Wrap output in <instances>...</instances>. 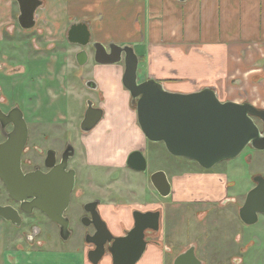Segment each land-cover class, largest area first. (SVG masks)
I'll list each match as a JSON object with an SVG mask.
<instances>
[{
  "label": "rangeland",
  "instance_id": "1",
  "mask_svg": "<svg viewBox=\"0 0 264 264\" xmlns=\"http://www.w3.org/2000/svg\"><path fill=\"white\" fill-rule=\"evenodd\" d=\"M13 9L14 12L9 13L16 19V4ZM47 40L37 29L25 33L17 26L15 31L4 33V40L0 43V64L6 67L7 71L3 72L10 73L13 59L23 64L27 59L42 58L44 51V82L38 80L37 85H29L26 96L32 100L27 111L30 120L38 123L35 118L41 116L44 103V134L52 141L57 137L66 141L72 135L62 133L79 131L87 100L96 102V105L102 101L100 92L91 93L85 86L86 81L92 79V70L97 63L92 49L87 47L90 65L79 68L75 53L82 48L69 44L67 34L59 42ZM60 63L65 69L60 74L56 73V79L63 80L65 87H59L47 73ZM32 66L34 69L42 68V64L38 65L36 61ZM114 68L122 69L124 63ZM144 69L139 63L140 79L144 77ZM258 74L254 71L250 78L232 79L226 89L220 91L219 99L222 102L251 103L264 109V72ZM41 85H44V90ZM256 122L262 128L261 121ZM34 124L33 135H38L42 125ZM158 146L160 170L167 174L168 179L180 177V184L174 185L173 201L162 199L160 241L165 264H173L178 255L192 246L196 248V256L202 264H264V215H260L258 223L253 226H246L239 217V209L244 205L248 192L255 187L253 178L257 175L264 177V151L246 149L238 158L220 163L206 173L197 164L170 155L163 143ZM7 201L8 193L0 181V203ZM25 222L22 229L17 230L0 219V250L37 253L33 258L37 264H79L78 258L85 250L82 236L78 234L62 241L56 227L37 213ZM32 224L40 226L43 232L31 242L25 235L30 233ZM0 260L4 264L5 256Z\"/></svg>",
  "mask_w": 264,
  "mask_h": 264
},
{
  "label": "crops",
  "instance_id": "2",
  "mask_svg": "<svg viewBox=\"0 0 264 264\" xmlns=\"http://www.w3.org/2000/svg\"><path fill=\"white\" fill-rule=\"evenodd\" d=\"M39 1L42 6L37 11L34 30L48 42H59L73 23H87L93 41L133 47L145 68L141 80L154 78L170 92L193 93L212 88L220 96V91L226 89L232 79L250 78L254 71L258 75L264 72V0ZM9 9L4 0H0V32L3 23L8 21L4 15H8ZM80 51L76 50V62ZM90 60L89 57L87 64L79 68H88ZM94 65L92 79L86 83H96L102 97L99 105L105 112V121L96 129L97 134H106L112 146L123 152L145 148L142 132L129 126L136 113L130 106V94L122 85L125 69L114 68L117 65ZM53 68L47 72L48 76L59 87H65L63 80L56 79V73L63 72L64 65L60 63ZM178 178H169L172 194L168 198L161 197V208L162 199H172L174 185L180 184ZM144 203L138 201L141 206ZM106 216L118 236L122 234L119 223H131L125 211L122 215L112 212ZM161 237L160 234V240ZM162 245L161 241L159 245L151 244L137 264H165ZM36 254L0 250V257L5 256L4 264H37L33 259ZM78 263L91 264L86 252L82 251ZM99 264H112L111 257Z\"/></svg>",
  "mask_w": 264,
  "mask_h": 264
},
{
  "label": "water",
  "instance_id": "3",
  "mask_svg": "<svg viewBox=\"0 0 264 264\" xmlns=\"http://www.w3.org/2000/svg\"><path fill=\"white\" fill-rule=\"evenodd\" d=\"M21 5V17L28 25L35 26L36 11L41 6L39 0H18ZM186 1V0H183ZM31 8H25L24 3ZM68 43L82 48L77 54V62L83 67L89 61L86 50L94 51V61L103 66H114L124 62L125 70L122 85L132 97L136 107L139 128L147 140L163 143L169 154L198 163L210 170L218 164L238 158L249 147L264 151V109L251 103L235 101L222 102L212 88H204L193 93H175L165 89L154 78L139 82V57L133 47L110 43L108 46L93 41L89 25L84 22L73 23L67 33ZM88 87L96 89L94 81ZM88 110L82 123L85 132L94 129L100 122L103 110L94 109L88 103ZM21 113V112H20ZM16 123L17 129L8 142L0 145V179L10 197L20 202L21 209L31 213L33 209L46 214L50 220L60 226L63 241L70 238L68 219L64 217L74 189V174L66 172L65 167H55L48 174L37 171L24 174L21 168L23 148L27 140V128L22 113ZM5 116L0 113V119ZM259 119L262 128L256 122ZM142 161L141 153H136ZM138 171L143 168L134 167ZM256 184L239 209V217L246 226L256 225L259 216L264 215V177L253 178ZM154 187L163 198L172 194V186L164 171L152 177ZM32 199V202H28ZM26 207L29 209L27 210ZM161 213H137L135 228L124 237H114L105 222L96 216L99 233L87 238V243L95 246L87 258L91 264H99L105 255H109L112 264H137L146 248L148 229L158 230ZM0 218L20 226L21 219L17 210L0 206ZM37 236V233L34 234ZM109 247H106L109 244ZM174 264H202L196 256L195 247L177 256Z\"/></svg>",
  "mask_w": 264,
  "mask_h": 264
},
{
  "label": "flooded vegetation",
  "instance_id": "4",
  "mask_svg": "<svg viewBox=\"0 0 264 264\" xmlns=\"http://www.w3.org/2000/svg\"><path fill=\"white\" fill-rule=\"evenodd\" d=\"M14 4L17 5L18 11L16 19L10 16L9 13L14 12ZM29 4L30 3L27 2L26 4L24 3L23 6L27 9L31 8ZM4 5L6 7H10V9L8 10V15H4L8 21L2 25L3 32L2 34L0 32V43H2L4 40V33H10L13 30L15 31L17 26L25 33L32 32L36 28L37 19H35L34 27L30 29H25L23 27L22 23L24 25H28V23L24 19L22 23L20 21L21 5L18 0H4ZM41 6L37 9V11L41 8ZM11 22H13V25H11ZM12 44L13 47H16L14 42H12ZM108 45L109 44L106 46ZM12 54H14V52H12ZM42 55V58L35 60L27 59L23 62V64H20L19 61L13 59L11 61L13 67L10 69V73L3 72V70L7 71L6 67L4 68L2 64H0V113L5 116L3 119H0V145L8 142L10 136L16 132V123L18 120H20L19 115L22 113L23 120L27 128V140L23 148L21 159V168L23 173L27 175L41 171L44 174H48L55 167H65L66 172H73L74 189L71 194L70 204L64 213V217L68 219L69 223V239L77 236L78 234L82 236L83 243L85 244L84 252H86V254H88L89 251L95 249L94 245L87 243V238H91L99 233L100 224L96 216H99L105 222L108 230L114 237H124L129 232L134 230L137 213H161L158 230L148 229L145 231V239L148 243L144 253L145 255L148 247L151 244H160L159 237L162 229V211L160 206V200L162 196L152 183V177L157 172L161 171L159 168L160 152L159 148L156 146L159 143L150 142L145 138V148L136 147L126 152H123L121 149L114 148L112 146V140L107 137L106 134L100 135V133L97 134L96 132V129L99 128L105 121V112L103 109V115L98 125L91 131H83L82 123L89 107L88 103L91 102L94 109H101V106L99 105L100 103L96 105L95 102L90 99L87 100V108L85 110L83 119L79 124V131L77 133H62L71 134V139H66V141H61V138L59 137L55 138L53 141L48 139V137L44 134V103L42 104V114L39 112L41 116L35 118L36 120H39L37 121L38 123L34 124L30 120L28 115L29 113L27 111V105L32 100L31 97L27 99L26 96L29 85H37L38 82L36 81L38 80L40 82H44V51ZM33 61H36L38 65L42 64V68H37L38 72L35 71L32 66ZM145 80L147 79L141 80L139 78L140 83ZM41 86L44 90V85ZM85 86L91 93L97 92V88H89L88 83H86ZM130 106L136 113V107L132 103L131 96ZM257 120L259 119H256V121ZM33 124L42 125L40 134L33 135ZM64 124H67V122ZM129 126L132 129H140L137 115L135 116L134 121L129 123ZM116 143L117 142H114L113 144ZM248 149H251L254 152H260L250 147ZM136 153H141L144 161H142L140 157H137ZM181 159L193 162L202 168L194 161L185 158ZM134 167H142L143 170L138 171ZM214 168L210 170H206L204 168L202 169L204 172L208 173ZM0 181L3 183L1 179ZM27 201L30 203L32 202V199H28ZM138 201L145 202L144 206L139 205ZM0 206L12 207L18 211L21 219L20 226H16L11 222L0 218L1 220L15 227V229H22L23 225L26 223V219L34 217L35 213H37L38 215L40 214L44 217L45 222L49 221L54 225V227H56L57 233L60 237L61 229L58 224L50 220L46 214L39 211L38 209H33L31 213L23 211L21 209V203L14 201L10 197L9 193L8 201L5 203H0ZM26 209L28 210L29 208L26 207ZM124 211L127 213V217L131 223L129 225L125 222H120L119 229L122 234L118 236L111 227L106 213L111 215L112 212H115V214L122 215ZM42 232L43 230L40 228V226L38 227V225L32 224L30 227V233H27L25 237L27 240L32 242L38 235H41ZM36 233L37 236H34ZM109 245L110 243L107 244L106 247H109ZM108 256V254L105 255L102 261Z\"/></svg>",
  "mask_w": 264,
  "mask_h": 264
}]
</instances>
